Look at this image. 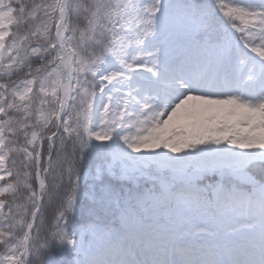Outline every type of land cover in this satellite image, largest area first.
<instances>
[{
	"label": "snow or ice",
	"instance_id": "6c2138e0",
	"mask_svg": "<svg viewBox=\"0 0 264 264\" xmlns=\"http://www.w3.org/2000/svg\"><path fill=\"white\" fill-rule=\"evenodd\" d=\"M0 264H264V0H0Z\"/></svg>",
	"mask_w": 264,
	"mask_h": 264
}]
</instances>
